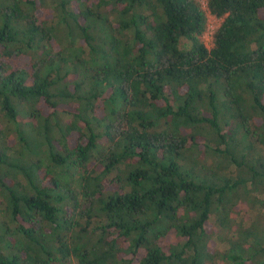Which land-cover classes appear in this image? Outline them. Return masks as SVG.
I'll use <instances>...</instances> for the list:
<instances>
[{"label": "trees", "instance_id": "trees-1", "mask_svg": "<svg viewBox=\"0 0 264 264\" xmlns=\"http://www.w3.org/2000/svg\"><path fill=\"white\" fill-rule=\"evenodd\" d=\"M205 7L0 0V264H264V0Z\"/></svg>", "mask_w": 264, "mask_h": 264}, {"label": "rangeland", "instance_id": "rangeland-1", "mask_svg": "<svg viewBox=\"0 0 264 264\" xmlns=\"http://www.w3.org/2000/svg\"><path fill=\"white\" fill-rule=\"evenodd\" d=\"M198 1L206 13V28H205V31L202 33L201 39H202V42L204 43V45L207 48H209L211 46V33L219 24L220 19L216 18V17H214L208 13V11L205 7V0H198ZM61 118L64 119L65 116H63ZM66 264H76V263L74 262L73 259H71Z\"/></svg>", "mask_w": 264, "mask_h": 264}]
</instances>
